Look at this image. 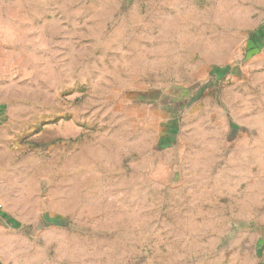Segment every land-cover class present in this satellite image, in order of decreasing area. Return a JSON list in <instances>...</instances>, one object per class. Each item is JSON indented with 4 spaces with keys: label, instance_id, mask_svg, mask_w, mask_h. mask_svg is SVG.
Instances as JSON below:
<instances>
[{
    "label": "rangeland",
    "instance_id": "1",
    "mask_svg": "<svg viewBox=\"0 0 264 264\" xmlns=\"http://www.w3.org/2000/svg\"><path fill=\"white\" fill-rule=\"evenodd\" d=\"M161 13L0 0V191L45 217L43 264H264V123L234 149L220 112L188 109V85L170 84L188 43L140 48L173 28Z\"/></svg>",
    "mask_w": 264,
    "mask_h": 264
},
{
    "label": "crops",
    "instance_id": "2",
    "mask_svg": "<svg viewBox=\"0 0 264 264\" xmlns=\"http://www.w3.org/2000/svg\"><path fill=\"white\" fill-rule=\"evenodd\" d=\"M140 1L148 11L160 10L161 18L173 27L144 35L142 50L159 49L161 43L170 41L172 31L176 37L172 41L188 43L171 57L178 71L170 80L172 87L188 85V109L208 103L217 114L220 112L223 124L218 136L233 140L234 149L242 136H260L262 126L252 124L264 123V0ZM150 57L156 58L155 54ZM160 85L147 84L136 89L155 90L158 95ZM240 114L248 116V125L253 127H236ZM6 179L0 168V187H8ZM6 195V191H0V264H43L41 244L33 239L43 231L33 224L45 217L39 216V210L11 213ZM34 218L37 220L32 221Z\"/></svg>",
    "mask_w": 264,
    "mask_h": 264
}]
</instances>
